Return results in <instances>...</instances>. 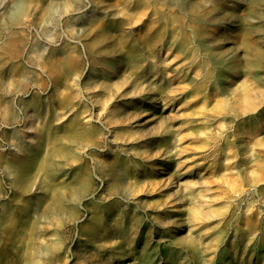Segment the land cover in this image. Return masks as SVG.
I'll return each instance as SVG.
<instances>
[{
  "label": "rangeland",
  "instance_id": "rangeland-1",
  "mask_svg": "<svg viewBox=\"0 0 264 264\" xmlns=\"http://www.w3.org/2000/svg\"><path fill=\"white\" fill-rule=\"evenodd\" d=\"M0 264H264V0H0Z\"/></svg>",
  "mask_w": 264,
  "mask_h": 264
}]
</instances>
